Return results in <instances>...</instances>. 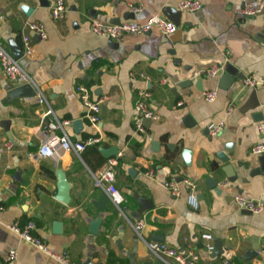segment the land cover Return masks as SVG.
Here are the masks:
<instances>
[{
  "label": "crops",
  "instance_id": "obj_1",
  "mask_svg": "<svg viewBox=\"0 0 264 264\" xmlns=\"http://www.w3.org/2000/svg\"><path fill=\"white\" fill-rule=\"evenodd\" d=\"M45 1L47 5L41 0H0V39L10 50L11 39L22 47L23 35L30 36L35 53L23 54L20 63L38 89V95L7 101L10 88L18 84L0 65V264H63L9 227L29 219L36 221L35 233L52 248L85 264H131L129 254L137 264H179L157 256L149 241L179 250L191 244L199 258L190 264H264V211L246 213L235 200L238 193L264 198V174H249L260 165L252 147L264 142L260 129L264 119H255V111L244 108L256 89L258 110L263 111L264 14L240 12L247 3L264 0H201L198 11L181 10L176 0H65L67 11L60 19L51 14L54 0ZM130 4L141 9L133 12ZM23 5L33 8L30 15ZM168 6L182 11L180 24L170 35L153 28L145 34H126L114 44L91 29L93 19L113 23L120 15L122 21L144 22L154 14L165 15ZM125 11L132 16L125 18ZM29 22L43 23L47 36L31 30ZM228 63L246 77H255L256 85L246 86L243 79L229 90L219 88L222 71L217 76L206 71ZM184 79L191 84L181 86ZM79 84L88 86L94 99L106 97L96 126L85 116L88 109ZM143 89L151 92L150 102L160 119L140 133L134 115ZM213 89L217 96L206 100L203 92ZM230 103L234 109L227 115ZM57 118L71 120L65 129L72 140L91 135L101 140L82 152L56 145L53 155L42 157L38 150L49 123ZM78 118L83 127L77 131L73 121ZM222 119L223 130L212 135L209 125ZM227 144L232 148L227 152L231 171L237 177L224 183L227 163L218 153ZM111 146L118 149L110 158L118 160L115 184L123 201L117 205L110 200L102 210L96 203L105 190L95 184L94 174L110 159L100 148ZM184 149L192 151L190 166ZM60 164L70 183L67 203L57 198ZM173 175L197 181L198 208L188 202L183 183L178 195L164 185ZM208 177L218 182L220 193L208 186ZM135 194L153 199L154 207L138 216ZM99 217L98 232L93 233L92 223ZM140 218L145 221L143 238L134 227ZM203 233L222 239L223 253L212 257ZM254 240L260 255L246 261L243 253Z\"/></svg>",
  "mask_w": 264,
  "mask_h": 264
},
{
  "label": "built area",
  "instance_id": "obj_2",
  "mask_svg": "<svg viewBox=\"0 0 264 264\" xmlns=\"http://www.w3.org/2000/svg\"><path fill=\"white\" fill-rule=\"evenodd\" d=\"M179 9L188 11H198L202 8L203 4L201 0H176ZM130 9L133 12H137L141 9L140 5L130 4ZM264 3H247L240 12L243 15H255L262 11ZM67 11V5L65 0H54V4L51 8V14L54 19H60L65 16ZM28 27L37 32L41 37H46V29L41 22H29ZM153 28H158L163 34H173L178 26L167 16L162 14H154L146 21L140 22L136 20H125L120 23H108L98 19L91 21V29L94 33L106 36L114 41H120L126 34H145L151 31ZM23 53L26 56H32L35 53V45L32 42L28 34H24L22 37ZM0 65L5 75L12 80L15 84L21 85L24 83H33V78L29 72L23 67L19 59H16L12 52L2 43L0 39ZM225 68L224 65L214 64L209 67L206 73L209 76H217ZM244 83L246 86H255L257 80L253 76H248ZM84 104L87 107L86 118L94 126L101 119L102 103L106 97L94 99L91 96L90 89L84 84L77 86ZM203 96L206 100L211 101L217 96V90H207L203 92ZM151 92L148 89L139 91L136 112L134 115V124L136 130L140 133H145L147 126L145 119L148 118L151 121H157L160 119L159 113L152 107L150 102ZM234 109V103L228 105L226 114L229 115ZM264 112V105H263ZM48 113H51L49 110ZM70 119H56L49 123L46 135L40 145L38 153L40 156H51L54 153V147L61 145L64 149H74L77 152H82L87 146L97 144L101 137L97 135H91L82 141H74L69 136L65 129V126L70 124ZM225 126V119L212 122L209 125V131L212 135L219 134ZM260 129H264V122H261ZM57 130H60L58 132ZM8 147L12 146L11 142L6 144ZM252 152L256 155L264 154V142H258L253 145ZM118 160L116 158H110L106 165L94 174L95 184L105 190L110 200L115 204L120 205L123 201V196L118 190L116 181V167ZM147 174L152 175L153 171L149 170ZM184 184L188 191V202L194 208L199 207L198 197V184L195 179L190 176H185L181 180L176 175H173L170 179L164 182V185L169 188L173 194L178 195L180 193V185ZM237 204L244 210H250L252 213H261L264 211V198H251L242 193L235 195ZM0 208H3L2 201L0 199ZM145 225L144 219L140 218L134 222V227L138 236L143 238V227ZM9 227L15 231L24 241L30 243L37 248L43 250L51 257L57 259L63 264H85L83 261L73 260L68 252L57 251L52 248L45 240L38 236L35 231L37 229V223L34 219H29L24 223L14 222ZM202 237L206 239V249L212 251L214 249V237L210 233H203ZM151 251L162 259L167 257L173 258L179 264H190L191 260L199 258V254L195 251L191 244H188L185 250H179L176 247L170 246L165 242L149 241L147 242ZM15 255V251L11 253Z\"/></svg>",
  "mask_w": 264,
  "mask_h": 264
},
{
  "label": "water",
  "instance_id": "obj_3",
  "mask_svg": "<svg viewBox=\"0 0 264 264\" xmlns=\"http://www.w3.org/2000/svg\"><path fill=\"white\" fill-rule=\"evenodd\" d=\"M41 4L42 5H47V1L45 0H41ZM22 9L28 14L30 15L33 11V8L28 6V5H23ZM181 13L182 11L175 8V7H171L168 6L164 9V14L171 19L174 23H176V25L180 24V19H181ZM260 13L264 14V7L262 9V11ZM123 16L125 18H130L132 15V13H130L129 11H125L122 13ZM122 17L120 15H118L117 17H115L112 22L113 23H120L122 22ZM112 42L114 44H118V41H113ZM10 50L13 54V56L16 59H21L23 56V49L21 47V45H19L15 40H10ZM246 75L244 73H242L241 71H239V69L233 64V63H228L225 65L224 70L222 71L219 79H218V86L219 88L223 89V90H229L233 84L237 81H241L243 79H246ZM191 84V80L190 79H184L183 81L180 82V85L184 86V85H189ZM202 79L198 78L196 85L199 89L202 88ZM38 95V89L37 87L33 84V83H24L21 85H17L14 86L12 88H10L9 90V96L7 98V101H12L16 98H23V97H32ZM260 101L257 99V90L253 89L252 93H251V97L249 99V101L246 103L245 105V109H251L254 110L255 112L253 113V116L255 119L257 120H262L264 119V112L262 110H258L259 106H260ZM145 124L149 125V123L151 122L150 119L146 118L145 120ZM73 124L75 126V129L78 131L83 127V119L78 118L75 119L73 121ZM100 151L103 153V155L106 158H110L114 155H116L118 153V149L115 146H111V147H101ZM228 151L232 152V148L230 147L229 144H227L224 148V150H221L218 153V157L223 161L226 162V166L223 167V170L226 173L227 179H225V181H223L224 183H226L228 180L229 181H235L237 174L235 171H231V169H233V165L230 164V156L228 155ZM184 159H185V163L187 165H191L192 163V151L190 149H184L183 153H182ZM260 165L254 167L253 169L250 170L249 174L251 176H255L258 174H264V154L259 155L258 157ZM57 175H58V195L57 198L60 199L61 201L67 203L70 199L69 196V188H70V183L67 179L66 173L65 171L62 169L61 164L59 165V168L57 170ZM183 177L179 176L178 179L181 180ZM247 181V179H245ZM208 186L213 188L215 190L216 193H220L221 192V188L218 187V182L212 178V177H208L206 179ZM135 198L137 200L138 203V209L136 211V214L138 216H141L145 211H147L148 209H151L154 207V202L153 199L148 198V197H144L140 194H135ZM110 201L109 196L107 195L106 192H103L100 196V198L98 199L96 206L99 209L104 210L108 203ZM246 213H251L250 210H244ZM101 218L99 217L98 219L94 220L92 223V227L90 229L91 232L93 233H97L98 232V228L96 227V225L98 223H100ZM156 239H162V237H154ZM214 249L212 251V257L218 256L221 253H223V240L220 238H215L214 239ZM260 251L261 248L258 245V242L256 240H254V244L251 248L247 249L244 253H243V258L246 261H251L253 259H255L256 257H258L260 255ZM130 257V261L131 264H137V261L135 259V257L132 254H129Z\"/></svg>",
  "mask_w": 264,
  "mask_h": 264
}]
</instances>
